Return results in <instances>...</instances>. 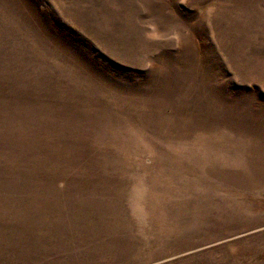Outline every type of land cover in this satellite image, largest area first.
<instances>
[{"label":"rangeland","instance_id":"obj_1","mask_svg":"<svg viewBox=\"0 0 264 264\" xmlns=\"http://www.w3.org/2000/svg\"><path fill=\"white\" fill-rule=\"evenodd\" d=\"M0 264H264V0H0Z\"/></svg>","mask_w":264,"mask_h":264}]
</instances>
